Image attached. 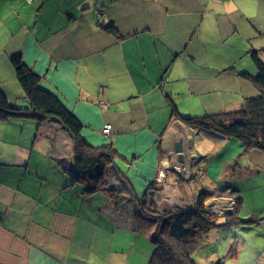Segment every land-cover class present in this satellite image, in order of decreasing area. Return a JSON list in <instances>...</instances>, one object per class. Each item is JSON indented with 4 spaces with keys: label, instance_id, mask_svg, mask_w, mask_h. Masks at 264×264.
I'll list each match as a JSON object with an SVG mask.
<instances>
[{
    "label": "crops",
    "instance_id": "obj_1",
    "mask_svg": "<svg viewBox=\"0 0 264 264\" xmlns=\"http://www.w3.org/2000/svg\"><path fill=\"white\" fill-rule=\"evenodd\" d=\"M109 23L116 36L105 31ZM251 50L264 60V0H0V91L9 103L29 109L11 64L20 55L80 122L86 143L117 151L106 183L123 184L120 197L134 203L158 187L154 201L165 211L191 206L204 189L205 205L232 212L235 167L264 172V152L245 154L239 140L195 132L173 112L232 111L258 95L243 75L257 74ZM27 118L35 120L0 121L25 134L0 135V264H147L145 217L116 211L102 191L84 195L72 177V136L49 118L30 137L19 122ZM202 138L218 142V158L200 156ZM202 157L210 158L205 171L192 180ZM215 164L214 179L204 181ZM240 247L229 264H264V250Z\"/></svg>",
    "mask_w": 264,
    "mask_h": 264
},
{
    "label": "trees",
    "instance_id": "obj_2",
    "mask_svg": "<svg viewBox=\"0 0 264 264\" xmlns=\"http://www.w3.org/2000/svg\"><path fill=\"white\" fill-rule=\"evenodd\" d=\"M107 33L117 35L115 27L109 23L104 28ZM250 58L256 66L257 74L250 76L243 73L244 77L255 85L259 94L247 98L241 106L232 111H222L203 116H181L173 107V112L179 119L197 131H205L224 138L237 139L244 148L243 153L251 151L264 152V62L256 50H251ZM16 78L21 87L29 109L12 106L6 96L0 91V121L12 117H29L37 121V133L40 135L41 126L49 118L57 120L73 139V154L75 171L72 172L73 181L79 183L84 195H93L102 191L110 197L123 193L122 187L117 184L107 186L110 167L117 156V151L111 144H103L99 147L89 145L80 135L81 124L76 117L64 106L54 94L39 86V76L32 73L23 63L21 56L11 59ZM210 158L202 157L195 161L192 180H196L205 171ZM202 160V165L200 161ZM238 196L235 198L233 212L214 214L205 207V201L210 193L201 189L193 204L182 209L172 211L157 210L154 196L158 187L151 185L143 196L136 199L135 205L141 211L154 232L150 240L154 245L153 252L147 264H195L191 252L195 246L204 241V237L212 229L237 225L241 220L238 211L242 205L237 186L228 185ZM221 216L223 221H221ZM196 244V245H195ZM204 244V243H202ZM201 244V245H202ZM238 247L232 243L228 252L213 262V264H225V261L236 256Z\"/></svg>",
    "mask_w": 264,
    "mask_h": 264
},
{
    "label": "rangeland",
    "instance_id": "obj_3",
    "mask_svg": "<svg viewBox=\"0 0 264 264\" xmlns=\"http://www.w3.org/2000/svg\"><path fill=\"white\" fill-rule=\"evenodd\" d=\"M259 57L264 62V60L260 55ZM248 60L253 64L252 59H248ZM19 122L23 123V129L26 133L29 134L30 137H33L36 134L37 132L36 129L38 125L37 121L27 118V120H21ZM15 124L16 123L14 121H9V125L6 126V131H4V129L2 128L0 129V135L6 134L7 136L6 139H8L9 141L10 140L16 141L22 137H25V134L20 132V130L22 129V125L15 126ZM196 142L197 143L195 145V149L200 148V153H202L200 154V156L212 154L215 155L214 158H218L217 155L219 150L215 148V146L218 144L216 140L209 138H202L197 140ZM32 153H35V151H33ZM46 160L49 161L50 163L53 162L50 159H46ZM219 162L221 163L222 160L218 159L217 163ZM199 163L200 165H202V163L204 162H202L201 160ZM215 166L216 164L210 169V173L206 176L207 178L205 180L203 179L204 181L208 182L210 179H214L212 177V174L214 172H218V168ZM252 168H253L252 166L251 167L246 166V167H235L234 169L235 172L233 178L237 182L235 186L239 188L240 190L239 195L242 198V205L238 211V217L240 218L241 221L237 225L231 226L230 228L226 226L219 227L217 229L216 228L212 229L208 234H206L204 237V241L198 244L197 246H195V249L191 252V257L195 261V264H213L215 260L221 258L228 252L230 245L232 243H236L238 247V252L239 249H241L240 247L241 244H243V246L244 244L248 245L247 251H251L252 248L257 249L259 251L264 250V226L261 223H259V221L262 218H264V172L258 174L257 172H253ZM110 182H108L107 185L111 184ZM121 187H123V184L120 185V188ZM190 187L193 190L194 185L190 184ZM236 195L237 194H235V197ZM113 198L114 200L112 203V207L114 206L116 208V211H120V213L133 211L131 216L137 217L139 219L142 218L141 216L143 214L141 213V211H139V209H137V205H135L134 202L128 201V199L120 197V195L119 196L116 195V197ZM209 204L211 203L206 204L205 207L214 214H222L223 212H227L225 208L228 207H223V205L219 204L218 201H216L214 205L211 204L208 207ZM234 205H235V200H234ZM156 206L158 207V205ZM166 206L169 207V205L164 203L161 209L158 210L160 211L166 210L165 208H163ZM233 210L234 207L231 211L233 212ZM222 221H223V217L221 216L220 222ZM144 222H146L145 224L148 223L146 219H144L143 223ZM137 224H139V226L141 227H144L145 229L147 228L145 224L142 223L141 224L137 223ZM147 230L145 231L148 232L149 234L151 232L152 234L154 232V227L149 226ZM147 242L148 244L150 243L153 246L150 253L152 254L154 245L150 241V239ZM238 252L236 256L238 255ZM234 258L225 261V264L231 263L230 261L233 260Z\"/></svg>",
    "mask_w": 264,
    "mask_h": 264
},
{
    "label": "water",
    "instance_id": "obj_4",
    "mask_svg": "<svg viewBox=\"0 0 264 264\" xmlns=\"http://www.w3.org/2000/svg\"><path fill=\"white\" fill-rule=\"evenodd\" d=\"M175 152L177 153V159L179 162L183 161L182 149L179 143L175 144Z\"/></svg>",
    "mask_w": 264,
    "mask_h": 264
},
{
    "label": "built area",
    "instance_id": "obj_5",
    "mask_svg": "<svg viewBox=\"0 0 264 264\" xmlns=\"http://www.w3.org/2000/svg\"><path fill=\"white\" fill-rule=\"evenodd\" d=\"M111 130V125L107 124L104 127L101 128V133L103 134H108L109 131ZM259 223H261L264 226V218H262Z\"/></svg>",
    "mask_w": 264,
    "mask_h": 264
},
{
    "label": "bare ground",
    "instance_id": "obj_6",
    "mask_svg": "<svg viewBox=\"0 0 264 264\" xmlns=\"http://www.w3.org/2000/svg\"><path fill=\"white\" fill-rule=\"evenodd\" d=\"M107 125V124H106ZM110 132V131H109ZM109 134V133H108ZM108 134H105V135H108ZM114 170H113V168L112 167H110V171H109V176L107 177L109 180L110 179H113V177L112 176H114L115 174H114ZM158 181H160V183L159 184H161L162 183V178H161V176H159L158 177ZM106 185H107V183H106ZM107 186H112L111 184H109V185H107ZM157 210H158V208H157Z\"/></svg>",
    "mask_w": 264,
    "mask_h": 264
}]
</instances>
